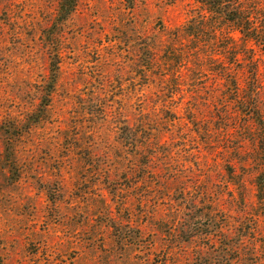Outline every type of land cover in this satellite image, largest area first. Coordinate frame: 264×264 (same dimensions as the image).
<instances>
[{"label":"rangeland","instance_id":"rangeland-1","mask_svg":"<svg viewBox=\"0 0 264 264\" xmlns=\"http://www.w3.org/2000/svg\"><path fill=\"white\" fill-rule=\"evenodd\" d=\"M199 1L0 0V264H264L237 7Z\"/></svg>","mask_w":264,"mask_h":264},{"label":"trees","instance_id":"trees-1","mask_svg":"<svg viewBox=\"0 0 264 264\" xmlns=\"http://www.w3.org/2000/svg\"><path fill=\"white\" fill-rule=\"evenodd\" d=\"M199 2H207L206 0H200ZM233 4H236L237 9H234V17L229 19L230 22H233V30H236L240 36V43L236 46L232 43L230 48H235L237 54L240 56L239 66H249V75L248 82L245 87L242 89L240 83L238 82L237 75L233 77L228 71V68L219 67L215 72L221 79L224 80V86L226 90L232 92H227L223 95L225 102L223 107L230 109L231 106L234 109L226 111L224 116H233L234 119H239V128H241L246 133L250 134L249 140L252 145V149L257 156V165L259 170L255 177L254 186L256 190V199L258 201L259 207L264 210V99L261 98L263 85L261 83L259 66L261 63L260 58H256L255 55L257 51L264 52V25H257L256 19H252L251 15L247 13V9L243 3L234 0ZM214 11L212 6L208 7V12L210 14L205 15V13H199L198 15L191 18L188 21V25L192 22V29L190 32L194 36L200 32H203L205 25L208 23L209 29H212L211 34L215 36V31L217 30L219 23L218 20L212 21L207 19L211 13L213 14H222V9ZM183 30V29H182ZM230 30V29H229ZM221 32V31H220ZM233 32V31H231ZM231 32L224 29L222 35L226 34L227 38L231 41L234 40V37L231 35ZM214 39L212 40V42ZM229 47V46H227ZM240 50V51H239ZM216 55H211V61H218ZM230 70V69H229ZM242 72V71H241ZM240 79V78H239Z\"/></svg>","mask_w":264,"mask_h":264}]
</instances>
